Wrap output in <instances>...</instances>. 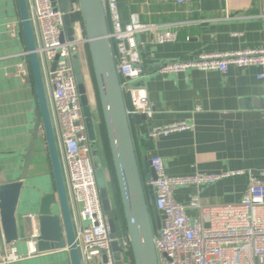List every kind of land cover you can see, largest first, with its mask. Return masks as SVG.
<instances>
[{
	"label": "crops",
	"instance_id": "crops-1",
	"mask_svg": "<svg viewBox=\"0 0 264 264\" xmlns=\"http://www.w3.org/2000/svg\"><path fill=\"white\" fill-rule=\"evenodd\" d=\"M261 2L190 0L177 5L174 0H116L122 25L136 15L143 23L177 34L175 42L165 44H157L152 33L137 36L142 43L141 82L153 112L151 118L130 126L141 168L151 157H159L171 177L264 170V66H229L225 74L196 69L158 72L165 62L263 47ZM12 23L20 28L16 0H0V183L19 179L38 110L31 77L22 82L13 76L25 45L19 35H9L7 26ZM179 122L192 129L148 139L150 128ZM98 140L97 148L103 152L99 134ZM101 161L104 165V158ZM38 178L39 183H34ZM247 186L246 175L234 176L209 186L180 188L173 198L186 206L189 195L197 192L203 205L236 204ZM52 189L49 161L40 141L24 180L21 196L25 191V199L20 197L17 206L18 231L19 220L24 228L34 223L41 196ZM186 213L197 215L191 210ZM22 240L19 231V241L13 246L20 260L11 264H71L67 250L38 253L31 251L30 240Z\"/></svg>",
	"mask_w": 264,
	"mask_h": 264
},
{
	"label": "built area",
	"instance_id": "built-area-1",
	"mask_svg": "<svg viewBox=\"0 0 264 264\" xmlns=\"http://www.w3.org/2000/svg\"><path fill=\"white\" fill-rule=\"evenodd\" d=\"M102 1L121 89L130 97L132 110H127V115L144 116L147 120L153 112L141 82L143 69L139 51L142 43L137 36L152 33L157 44H165L175 42L177 34L161 31L155 24L143 23L136 15H131L130 22L122 25L116 0ZM189 1L174 0L177 5ZM26 2L81 264H114L113 241L119 246L122 264H131V249L125 230L119 229V237L114 240L109 237L110 229L101 209L91 146L71 68L72 53L75 52L79 56L91 102L93 86L84 39L78 31L77 42L61 40L63 14L53 7L52 0ZM261 10L264 12V0ZM70 13L75 16L73 27L77 31L81 21L76 1L72 2ZM7 29L12 38L20 33V28L13 23ZM20 58L13 76L24 82L31 77L28 53L24 50ZM54 62L55 67L51 70ZM229 66H264V46L238 52L203 53L190 59L165 62L159 66L158 72L175 74L196 69L225 74ZM191 129L192 125L184 122L172 123L150 128L147 137L155 139ZM149 161L155 180L148 184L154 190L156 211L162 216L159 229L154 231L158 264H264V170L258 173H195L187 177H171L165 174L159 157H151ZM241 175L247 176L248 186L236 204L203 205L197 192L189 195L186 206L173 198V193L180 188H200ZM187 210L197 215L190 217ZM25 217L33 219L31 215ZM35 232L32 237H36ZM30 243L31 251H35L31 240ZM18 260L20 256L13 244H5L0 225V264Z\"/></svg>",
	"mask_w": 264,
	"mask_h": 264
},
{
	"label": "water",
	"instance_id": "water-1",
	"mask_svg": "<svg viewBox=\"0 0 264 264\" xmlns=\"http://www.w3.org/2000/svg\"><path fill=\"white\" fill-rule=\"evenodd\" d=\"M79 7L80 27H73L75 16L70 13L73 0H52L55 9L63 14L61 40L77 42L76 35L84 39L87 50L97 100L104 125L105 135L111 156L124 230L129 240L133 264H158L154 246V231L159 229L162 216L154 205V190L145 180H155V174L148 160L141 168L135 152L131 124L145 121L144 116L128 117L132 110L130 97L121 89L117 74L113 49L109 39V24L102 0H75ZM20 17V34L28 53V63L36 95L38 110L31 129V140L24 154L19 179L0 183V225L6 245L19 241L17 206L21 197L33 155L40 141L44 143L49 161L53 189L43 194L39 200L34 223H29L26 239L33 242L35 251L45 253L67 250L71 264H81L71 214L62 175L60 158L53 132L47 95L34 42L26 0H16ZM55 67L52 64L51 70ZM79 103L90 146H97V130L91 102L87 94L85 79L78 58L71 59ZM94 165V164H93ZM105 172V171H104ZM95 179L101 209L107 219L111 239L119 237L121 225L111 201L106 175ZM57 208V212L53 208ZM123 228V227H122ZM36 231V237L32 234ZM114 264H122L119 246L111 244Z\"/></svg>",
	"mask_w": 264,
	"mask_h": 264
},
{
	"label": "rangeland",
	"instance_id": "rangeland-1",
	"mask_svg": "<svg viewBox=\"0 0 264 264\" xmlns=\"http://www.w3.org/2000/svg\"><path fill=\"white\" fill-rule=\"evenodd\" d=\"M72 58H79V56H78L77 53L74 52V53H72ZM92 86H93V84H92ZM92 93H93V96L91 98V100H92L91 101L92 102L91 103V108H92V111H93L94 120L96 121V123H98V120H99V109H98V106H97V102H96V98H95V93H94L93 87H92ZM38 145H39V143H38ZM38 145H37V147H38ZM101 149H103V148L101 147ZM101 154H102V152H101ZM91 155H92V161H93V164H94V168H95L96 172L99 173V175L97 177H98V179L102 180L103 179V175L105 176V172H104V169H103L102 161H101L100 154H99L97 146H91ZM102 156H103L104 162H105L104 154H102ZM109 170H110V165H109ZM40 180L41 179L38 178V179L35 180L34 183H36V182L39 183ZM110 186H111L112 193L116 195V193H115V185H114V182L112 181V179L110 181ZM24 194H26L25 191H24V193L21 196L22 200L25 199V195ZM21 206H23V203H22ZM20 211H21V208L19 209L18 213H20ZM53 211L56 213L57 212V208L54 207ZM19 231H20V235L23 236V240L21 242L24 243L25 239H26V231H25L24 226L20 223V220H19ZM103 260H105V259L103 258Z\"/></svg>",
	"mask_w": 264,
	"mask_h": 264
},
{
	"label": "trees",
	"instance_id": "trees-1",
	"mask_svg": "<svg viewBox=\"0 0 264 264\" xmlns=\"http://www.w3.org/2000/svg\"><path fill=\"white\" fill-rule=\"evenodd\" d=\"M73 1H75V0H73ZM78 18L80 19V17H78ZM86 52H87V50H86ZM87 57H88V54H87ZM88 64H89V68H90L95 98H96L97 106L99 109V120H98V123H96V121H95V126H96V130H97V135L99 134L100 142H101V145L103 147V154L105 156V162L104 163L106 166V171L109 175L110 181L112 179V181L114 182V185H115L116 195L114 194V198H115V203H116V206H115L116 215L119 219L120 225L123 227V228L122 227L121 228L124 230L123 221H122V213H121V208H120V204H119V197H118V192H117V188H116L114 172H113V167H112V162H111V156H110L109 147H108V143H107V139H106V135H105V130H104V125H103V121H102V117H101V113H100V108H99V104H98V100H97L96 89H95V84L93 81V76H92L91 67H90V63H89V58H88ZM109 165H110V170H109ZM131 264H133V263L131 262Z\"/></svg>",
	"mask_w": 264,
	"mask_h": 264
},
{
	"label": "flooded vegetation",
	"instance_id": "flooded-vegetation-1",
	"mask_svg": "<svg viewBox=\"0 0 264 264\" xmlns=\"http://www.w3.org/2000/svg\"><path fill=\"white\" fill-rule=\"evenodd\" d=\"M99 143V140H98V135H97V144ZM99 151V154L102 152V151H100V149L98 150ZM102 154H103V152H102ZM103 158V156L100 154V158ZM103 169H104V171H105V175H106V178H107V181H108V188H109V191H110V196H111V201H112V203H113V206L115 207L116 206V204H115V198H114V194L112 193V191H111V186H110V178H109V175H108V173H107V171H106V166H105V164L103 165Z\"/></svg>",
	"mask_w": 264,
	"mask_h": 264
}]
</instances>
